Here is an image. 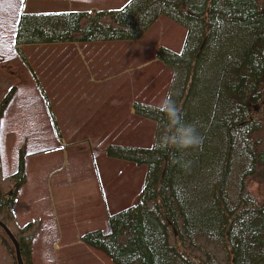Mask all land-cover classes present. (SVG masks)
<instances>
[{
    "label": "trees",
    "instance_id": "16d2710c",
    "mask_svg": "<svg viewBox=\"0 0 264 264\" xmlns=\"http://www.w3.org/2000/svg\"><path fill=\"white\" fill-rule=\"evenodd\" d=\"M161 16L185 29L179 52L155 53L172 72L166 97L197 125L202 143L160 149L163 114L134 103L135 115L155 123L152 145L109 144L106 154L146 165L138 202L110 215L109 231L92 229L81 240L114 264H220L198 243L206 236L220 244L225 264H264V0H129L118 9L23 13L14 42L134 41ZM14 91L0 101V119ZM25 182L24 149L12 174L2 175L0 157V222L22 263L33 264L41 221L19 226L13 212ZM0 264H18L1 225Z\"/></svg>",
    "mask_w": 264,
    "mask_h": 264
},
{
    "label": "rangeland",
    "instance_id": "374dc122",
    "mask_svg": "<svg viewBox=\"0 0 264 264\" xmlns=\"http://www.w3.org/2000/svg\"><path fill=\"white\" fill-rule=\"evenodd\" d=\"M108 6L103 0H0V101L17 81L20 68L17 59L25 65L23 57H27L34 78L37 76L41 81L44 76V80L48 79L46 72L50 68L54 70L53 78L57 70L64 69L63 64L57 67L49 63L50 59H55L54 54L47 57L53 48L51 45L17 50L12 22L17 11L49 13ZM183 33L179 27L161 20L148 38L155 40L156 48L159 41H163L178 50ZM116 48L120 49L119 43L92 45V66L94 71L98 69L96 74L106 76L119 71L117 66H108V63L93 64L98 52ZM110 54L111 51L105 55V60ZM146 54L148 59L154 52ZM157 64L144 70L146 73L154 71L152 84L145 82L136 92H132L133 85H124L111 94L97 92L86 97L65 93L51 96L50 92L41 97L25 90L12 96L0 120L2 175L15 171L19 150L24 149L26 184L18 192L15 221L22 226L28 220L39 219L41 235L50 233L55 239L54 216L57 217L62 241L56 252L53 247L50 249L53 263L57 256L58 264H114L110 258L81 242V235L97 228L107 231L110 215L138 202L146 165L108 157L106 148L109 144L152 145L155 123L134 116L131 108L136 102L159 107L166 97L172 72ZM49 65L52 66L47 69ZM50 173L57 175L48 187L46 178ZM198 243L215 254L220 264H225L219 243L206 236L199 238Z\"/></svg>",
    "mask_w": 264,
    "mask_h": 264
},
{
    "label": "crops",
    "instance_id": "0c3cea01",
    "mask_svg": "<svg viewBox=\"0 0 264 264\" xmlns=\"http://www.w3.org/2000/svg\"><path fill=\"white\" fill-rule=\"evenodd\" d=\"M103 1L107 5H110V6L100 7L96 9H118L122 7L129 0H108L110 2H106L105 0ZM92 10H95V9H92ZM79 11H86V10L83 9V10H77V11H72V12H79ZM63 12H70V11H63ZM23 13H27V12L23 10H21L20 12L17 11L16 16L15 15L13 16L12 22L14 25L15 32L17 29V23L19 20V16ZM49 13H59V12H49ZM161 20H165L171 23L172 26L179 27L184 32L183 36H185L184 28L180 27L179 25H177L170 19H167L161 16L144 33V35L141 38L134 40V41H105V42L98 41V42H86V43L66 42V43H48V44H29V45H21V46L16 45L17 50H19L18 48L22 49V47H27V46H32V45H51L53 46V48L49 51V53L47 54V57L51 58L54 54L55 59L54 61L50 59L49 63L51 64L55 63L57 67H59V64H63L64 69L62 70V68H60L59 70H57L56 77L53 78L52 75H53L54 70L50 68V70L46 72L48 79L44 80L45 78L44 76V78L41 81V79L37 77L36 75H35L36 77L34 78L33 70L27 64L28 63L27 57H23L25 61H23L22 59L25 65L21 62L20 59H17L16 62H19L18 64H20V68H19V72L16 75L17 81L12 86V87H15V91L13 95H15L17 92L21 90H25L28 93L37 94L41 97L47 95V93L49 92L51 93V96L55 94L65 93L69 95H75V94L81 95V96L85 95L86 97V96H92V93H97V92L111 94L114 90L121 88L124 85L126 87L128 86L132 87L133 85L132 92L141 90L145 82H150V84H152L151 81H153L155 78L153 70L147 73L144 70L148 67H151L156 62L158 63L157 66L159 64L163 65L155 55L156 50L163 45L164 47L169 48L172 51L174 50L179 51L181 49V46L184 40L183 38L181 41V46L178 50L176 49L173 50V48L169 47L163 41L162 42L159 41L157 48H156L155 43H154L155 40L151 41L150 38H148V36L153 31L155 25L161 22ZM105 43H119L120 49L116 48V49L107 50L106 52H103V51L98 52L97 53L98 59L93 64L98 65L100 63H108V66H111V65L117 66V69L119 68V71L117 72L112 71L110 74L106 76L104 75L99 76L98 74H96L98 69L94 71L93 66H92V45L105 44ZM93 49H96V48H93ZM151 50L154 52V55L149 56L147 59V56L149 53L148 54L146 53ZM109 51H111L110 57H108L105 60V55L106 54L108 55ZM50 66L52 65H49L47 69ZM33 78L35 79V81L33 80ZM131 112H132L131 114H133L134 116H137L134 114L133 106L131 108ZM4 113H3V116H4ZM1 144L2 143L0 141V145ZM25 155H26V151H25ZM0 157H1V148H0ZM1 161H2V157H1ZM17 163H18V157H17ZM17 163H16V168H17ZM62 166L63 165H61L60 167ZM56 175L57 174L50 173L47 176L46 181H47L48 187L50 185L51 179L55 177ZM22 187H20V189ZM18 192L15 198L13 212L15 211V209L17 208L19 204ZM54 219H55V225H56V230H57L55 234L56 238L52 239V235L50 233H44L43 235H41L43 230L40 229L32 241L31 252H32L33 264H39L40 255H41L40 264H58L59 262V260L57 259V256H55L56 262L53 263V260H52L53 255L49 254L52 252L50 251L51 247H53L54 251L56 252L58 249V244L61 243L62 241V233L60 230V224L56 216H54ZM32 220H39V219H32ZM32 220H28L24 224ZM107 227H108L107 231H109L108 218H107ZM48 242L50 243V246L47 245Z\"/></svg>",
    "mask_w": 264,
    "mask_h": 264
},
{
    "label": "clouds",
    "instance_id": "9594fccd",
    "mask_svg": "<svg viewBox=\"0 0 264 264\" xmlns=\"http://www.w3.org/2000/svg\"><path fill=\"white\" fill-rule=\"evenodd\" d=\"M159 111L164 117L157 124L159 132L155 138L160 149L172 148L176 151H184L196 148L202 143L197 125L184 121L180 109L167 97L159 105Z\"/></svg>",
    "mask_w": 264,
    "mask_h": 264
},
{
    "label": "water",
    "instance_id": "95a60500",
    "mask_svg": "<svg viewBox=\"0 0 264 264\" xmlns=\"http://www.w3.org/2000/svg\"><path fill=\"white\" fill-rule=\"evenodd\" d=\"M10 194H11V192H9V195H10ZM0 225L4 228V230L7 232L8 236L11 238L12 242H13L14 245H15L18 264H23V263H22V259H21V255H20V252H19L18 242L16 241L14 235H13L12 232L9 230V228H8L7 226H5L2 222H0Z\"/></svg>",
    "mask_w": 264,
    "mask_h": 264
}]
</instances>
